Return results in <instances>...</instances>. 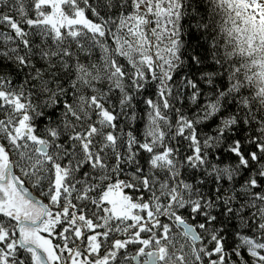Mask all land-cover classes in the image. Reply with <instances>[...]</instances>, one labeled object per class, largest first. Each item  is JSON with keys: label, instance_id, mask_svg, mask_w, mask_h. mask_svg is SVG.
<instances>
[{"label": "snow or ice", "instance_id": "obj_1", "mask_svg": "<svg viewBox=\"0 0 264 264\" xmlns=\"http://www.w3.org/2000/svg\"><path fill=\"white\" fill-rule=\"evenodd\" d=\"M12 4L19 19L0 12V24L14 33L0 32L6 45L0 50V264H126L137 257L139 264H249L245 253L251 264H264V0H208L211 20L201 14L202 0H30L32 15L24 0ZM185 17L201 34L218 24L211 63L193 52L187 71ZM14 72L24 73L19 84ZM200 81L211 94L186 115L185 94L191 89L187 99L198 104ZM152 85L157 98L144 100L143 140L129 131L126 151H117L118 116L115 105L105 106L109 94L120 93L124 112L134 107V94ZM38 121H47L42 135ZM210 124L212 133L201 139L198 126ZM252 128L259 134L228 145L235 166L210 163L230 136ZM109 150L114 165L106 162ZM140 151L148 153L147 172ZM184 169L191 170V182ZM243 172L249 174L239 186L240 199L235 184ZM205 176L216 185L214 196L201 190ZM23 177L37 187L47 181L42 194L49 203L36 199ZM226 183L233 194L225 198L220 193ZM73 198L90 202L91 215ZM62 200L54 213L52 206ZM182 210L202 222L189 223ZM161 216L181 226L191 259L169 251L172 229ZM230 229L237 241L231 252L225 246ZM130 244L140 245L135 255L121 256Z\"/></svg>", "mask_w": 264, "mask_h": 264}, {"label": "trees", "instance_id": "obj_2", "mask_svg": "<svg viewBox=\"0 0 264 264\" xmlns=\"http://www.w3.org/2000/svg\"><path fill=\"white\" fill-rule=\"evenodd\" d=\"M25 3V7L26 10H28L29 14L32 15V11H31V6H30V0H24ZM0 12H4V13H8L10 15H14L16 16L17 19H19V15L16 12L15 8L13 7L12 4V0H9L8 5L5 6L3 4H0ZM201 14L204 16L205 20H211L213 18V14H212V9L211 7L208 5V0H202V5H201ZM215 19L217 21L221 20L220 16H216ZM194 23L193 21H191L188 17H185L182 21V39H183V43L185 45L183 52H184V58H185V71H187V66H188V56L192 55L193 52H198L200 55L205 56L207 55L209 58L207 60H205V64H209L211 63V44H212V36L215 34L214 29L218 28V24L214 26V28H210L207 32H203V34H201V31H196L194 28L191 27V24ZM27 30V29H26ZM0 32L3 33H9L14 35V33L11 32V29L8 28L6 25L4 24H0ZM192 33H194V35H192ZM29 39L33 40L35 43H39V39L36 37H32L30 36ZM110 39V38H109ZM5 43L3 40H0V50L5 48ZM7 46L10 47H15V44H9ZM20 49H21V53L20 54H24L25 50L23 49V46L20 45ZM100 55L99 49L96 50V54L92 57V60L95 61L97 59V57ZM2 59V58H0ZM121 63L125 64L127 66V61L124 60L123 58H120ZM4 64L6 66H10L7 64V61H4ZM41 63L37 60V67H40ZM130 67V66H129ZM184 73H181L180 75H183ZM180 75H178L176 77L177 82L179 83L180 81ZM24 78V73L23 72H19V73H15L14 72V80L17 84H19V82ZM196 78H199V74H196ZM99 87L103 90H106V85H99ZM199 87L201 89V91L203 92V95L200 97L198 104H192L190 100L187 99V96L190 95L191 93V89L188 90V92L185 94V102L183 105V111L185 112L186 115L192 116L195 114V112L198 110V105L202 104L205 99L211 94V89L209 88V86L204 83L203 81H200L199 83ZM156 89H155V85H152L151 87L147 88L144 92H142L141 94H134V99H133V108L131 109H125L124 112L120 111V107H119V96L120 93L118 91H113L112 93H110V102L107 103L105 106L111 108L112 105H115V111L116 114L118 116V119L115 121L117 127L115 129V134L120 137V139L118 140V147H117V151H126V140H127V132L132 131L133 134L138 138L143 140V134L145 131V126L147 124V112H148V108L144 103V100L148 97H151L153 99H156V95H155ZM134 112L135 114V120L130 119L132 113ZM129 117V118H126ZM0 118H3V113L0 112ZM58 118V113L56 115H54L52 117L53 120ZM173 120L175 119V114H173ZM47 125V121H38V128H39V133L38 134H43V130ZM214 127V124H210L209 126L205 127L203 125L198 126L200 134H201V139L204 138L205 135L211 134L212 133V129ZM107 131H112V129H107ZM259 133L255 130V128L249 129L247 132H241L240 136H230V138H228L218 149L214 150V155L211 157L210 159V163L211 164H217L220 167H223L225 165H232L235 166V164L237 163V158L230 153L229 151H227L228 145L232 142V139H236V138H243L245 136H249V135H258ZM173 145H175V141H172ZM187 141H183L182 142V147L187 150ZM244 147L248 150V151H252L255 150L254 146H250L248 144L245 143ZM190 154V153H189ZM109 156L110 158L106 161L109 165H114L115 164V158L114 155L111 154V150H109ZM148 157V153L140 151L139 152V159L141 164H143L145 166V171H148V167L146 164V160ZM13 159L16 160L18 159V157L13 154ZM126 169H127V165H123ZM87 170V169H85ZM17 175H20L19 169H16ZM184 176L185 178L189 179V181L191 182V178H190V174H191V170L190 169H184ZM249 173L247 172H243L241 174V176L237 177L236 180V184H235V191L239 194V198L243 199V194L239 192V186L240 184L243 183V181L245 179H247ZM201 175H203L202 170L197 172V177L199 178ZM206 180V183L203 184L201 186V190L202 192L207 196V195H215V188L216 185L212 182V178L211 177H204ZM23 179L25 180V185L31 189L44 203H49V199L46 195H43L42 193H47L48 191V182L45 181L44 184L40 187L35 186L34 181H32L30 178L28 177H23ZM259 190V189H258ZM127 193L129 195L132 196H138L139 193L138 192H134L132 190H126ZM233 194V185L231 184H225L220 195L223 197H228L229 195ZM75 195V194H74ZM148 194L145 193V196H147ZM73 203H79L81 207H84L86 205L87 209L89 210L88 214L91 215V212L94 210L93 206L91 205L90 202H78L73 198ZM64 205L63 200L61 201V203L59 205H54L52 206L51 210L55 213L56 211L60 210ZM182 214L185 216L186 219H188L189 223H199L202 222V217L198 218L196 221H193L190 219L189 217V213L187 211H183L182 210ZM221 219H223V217H221ZM161 223H167L170 225V228L172 229L170 236L174 241V245L170 246L169 251L171 253H174L175 255H185L188 256L189 259H191L190 257V252H191V248L189 245V241H187L180 233L182 232V228H180L178 225H176L173 221L169 220L167 217L161 216L160 217ZM4 223H7L6 220L3 221ZM100 222V221H97ZM63 226H57L56 231H62ZM234 228V225H233ZM90 234L86 232V235ZM148 234H142V236L146 237ZM226 235V242H225V246L226 249L231 252V250L236 246L237 241L235 240L233 234H232V229H230L227 233H225ZM112 239H116V238H120L123 239L125 237L120 236L119 234H113ZM53 243L54 244H60L63 243V241L59 238H54L53 239ZM77 243L79 244L80 242L77 241ZM85 244H86V240H85ZM181 245H185L183 252L180 251V246ZM81 247H83V245H81ZM140 247L139 244H130L128 245L126 251H122L121 252V256L123 255H127L129 257H132L135 255L137 249ZM211 247V246H210ZM237 258L233 255L232 256V260H236ZM245 259L249 260V264H251V259L247 256V254L245 253ZM139 260L140 258L137 257L136 260H132L129 259L126 264H139ZM121 264H124V262H121ZM178 264V262H177Z\"/></svg>", "mask_w": 264, "mask_h": 264}, {"label": "water", "instance_id": "obj_3", "mask_svg": "<svg viewBox=\"0 0 264 264\" xmlns=\"http://www.w3.org/2000/svg\"><path fill=\"white\" fill-rule=\"evenodd\" d=\"M26 186V185H25ZM26 188L28 189L29 192H31V194L36 198V199H39V197L31 190L29 189L27 186ZM40 200V199H39ZM179 226V225H178ZM181 228V226H179Z\"/></svg>", "mask_w": 264, "mask_h": 264}, {"label": "rangeland", "instance_id": "obj_4", "mask_svg": "<svg viewBox=\"0 0 264 264\" xmlns=\"http://www.w3.org/2000/svg\"><path fill=\"white\" fill-rule=\"evenodd\" d=\"M43 235H45V234H43Z\"/></svg>", "mask_w": 264, "mask_h": 264}]
</instances>
